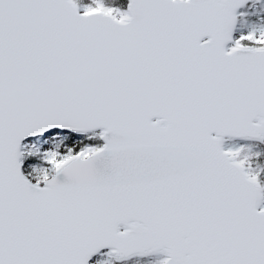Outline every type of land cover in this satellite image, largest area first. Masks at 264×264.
Wrapping results in <instances>:
<instances>
[{
  "label": "snow or ice",
  "instance_id": "6c2138e0",
  "mask_svg": "<svg viewBox=\"0 0 264 264\" xmlns=\"http://www.w3.org/2000/svg\"><path fill=\"white\" fill-rule=\"evenodd\" d=\"M0 264H264V5L0 0Z\"/></svg>",
  "mask_w": 264,
  "mask_h": 264
},
{
  "label": "rangeland",
  "instance_id": "374dc122",
  "mask_svg": "<svg viewBox=\"0 0 264 264\" xmlns=\"http://www.w3.org/2000/svg\"><path fill=\"white\" fill-rule=\"evenodd\" d=\"M261 5H264L263 3H260Z\"/></svg>",
  "mask_w": 264,
  "mask_h": 264
}]
</instances>
